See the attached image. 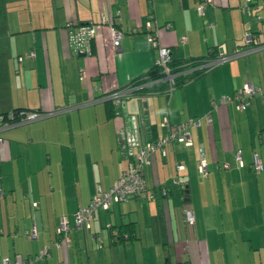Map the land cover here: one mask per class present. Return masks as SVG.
Listing matches in <instances>:
<instances>
[{
    "label": "crops",
    "instance_id": "obj_1",
    "mask_svg": "<svg viewBox=\"0 0 264 264\" xmlns=\"http://www.w3.org/2000/svg\"><path fill=\"white\" fill-rule=\"evenodd\" d=\"M240 3L0 0V113H41L0 127V258L30 257L56 239L60 216L71 223L97 185L108 188L138 147L162 132L164 112L178 122L208 111V125L190 128L191 145L167 144L143 166L151 197L96 209L88 226L69 233V245L50 246L33 264H264V100L255 94L241 110L233 101L219 103L244 82L264 90V0L250 2L259 20L243 14ZM147 19L157 45L176 58L205 56L210 47L235 55L167 93L106 97L128 91L129 81L157 58L146 40ZM68 21L93 24L91 54L70 50ZM110 26L121 33L118 48L111 46ZM246 32H257L262 44L246 45ZM237 149L242 165L234 159ZM199 152L205 175L196 170ZM254 152L260 170L251 165ZM173 176L182 186L170 183ZM184 202L193 211L190 225ZM216 224L219 233L210 231ZM255 224L259 232L245 231ZM123 226L131 227L129 237L122 231L116 238ZM31 228L36 237L27 235Z\"/></svg>",
    "mask_w": 264,
    "mask_h": 264
},
{
    "label": "built area",
    "instance_id": "obj_2",
    "mask_svg": "<svg viewBox=\"0 0 264 264\" xmlns=\"http://www.w3.org/2000/svg\"><path fill=\"white\" fill-rule=\"evenodd\" d=\"M209 1V0H208ZM251 0H242L240 5V11L246 15L251 14V7H256L251 5ZM196 10L199 14L202 13L203 5L198 4ZM256 20L260 19V16L254 14ZM103 21H101L102 23ZM67 28V43L71 51L74 54H90L91 53V39L95 33L94 26L92 23L87 24H75L72 21H68L65 24ZM146 30V40L152 48H156L157 58L154 61V64L158 67H161L160 73L161 77L158 78V81L167 83L166 91H171L173 88L174 80L173 74H169L167 68L165 67L166 63L170 58V51L166 47H160L157 45V29L153 27L150 20L147 19L145 22ZM110 33V43L113 48L119 47V39L121 33L115 30L112 26L109 27ZM183 40V38H182ZM244 42L256 43L254 36L250 33H245ZM259 47V46H256ZM254 47V48H256ZM21 56L17 58L20 61ZM228 59V56H221L213 62H205L202 64L203 67L210 65H215L217 63L223 62ZM193 67L185 69L183 72L188 73ZM157 81V80H155ZM151 82V81H150ZM150 82L144 83L143 86H147ZM139 86L142 85H128V91H112L106 97H113L119 94L127 93L130 94L133 91H136ZM260 94L264 100V90L261 88L252 85L250 82H244L240 88L229 95H222L219 99V103H225L227 101H233L237 109H243L247 104H249L250 99L253 95ZM41 113L36 110H17V111H8L5 113H0V127L15 124L22 121H29L38 117ZM211 120L209 112H204L200 115L189 116L184 120L178 122H171L168 119L167 113L164 112L161 116L160 125L163 130L160 134L156 135L151 140H148L144 144L140 145L138 149L133 153L132 158L127 162L125 168L117 176V178L112 182V184L103 189L100 186L95 187V191L89 201L82 206H78L72 213L73 223L70 225L67 219L64 216H61L58 227H57V238L50 240L47 243H44L40 249L32 256L22 258L20 255H16L14 260L11 262L7 257L0 258V264H33L36 259H43L48 256L50 246H59L60 243L64 242L65 245H69L70 236L69 233L73 228L79 226H88L89 219L92 217L96 209H107L112 202H119L127 199L130 196L138 198H148L152 196L151 192H148L144 179H143V166L148 164L151 160V156L155 151H164V148L167 144L171 143H180L183 145H191L192 140L190 137V128L195 127L203 121L207 125ZM1 141V138H0ZM234 159L237 165H242L241 154L237 149L234 151ZM251 165L255 170L261 169V163L254 152L252 154ZM177 168L181 167L180 163L176 164ZM224 167H228V163L223 164ZM196 169L201 175H205L207 172L206 161L204 154L199 152L198 159L196 162ZM170 183L182 186L183 180L179 179L176 176H173L170 179ZM162 194L166 193V189H162ZM181 212L183 220L187 225L193 223L194 216L191 207L187 204H183L181 207ZM29 237H36V231L34 228L27 233ZM125 236V235H123ZM96 239L100 241L98 235Z\"/></svg>",
    "mask_w": 264,
    "mask_h": 264
},
{
    "label": "trees",
    "instance_id": "obj_3",
    "mask_svg": "<svg viewBox=\"0 0 264 264\" xmlns=\"http://www.w3.org/2000/svg\"><path fill=\"white\" fill-rule=\"evenodd\" d=\"M241 3H242V0H241ZM240 3V5H241ZM198 4H202V3H198ZM197 4V5H198ZM203 5V4H202ZM197 7V6H196ZM240 7V6H239ZM252 9V8H250ZM197 11V10H196ZM244 14V13H243ZM246 15V14H245ZM253 15V16H252ZM247 17H251L253 19H255L254 17V13L250 15H246ZM256 20V19H255ZM151 22V21H150ZM153 25V24H152ZM246 33H250L252 34L253 36H255V34L257 32H246ZM258 38V36H257ZM264 41H262L263 43ZM245 43V42H244ZM261 42H257L256 40V43H248L246 45L248 46H251V45H254V46H257V45H260L262 44ZM152 48V47H151ZM168 48V47H166ZM156 50V48H154ZM169 49V48H168ZM71 50V49H70ZM170 51V58H169V61L166 63L165 67L167 68L168 70V73L169 74H173L174 77H173V80H174V84H173V87H177V86H180L182 84H184L185 82H187L188 80L190 79H193L199 75H201L205 70L213 67L214 65H210V66H207L206 68L202 66V64H204L205 62H213V60L221 57V56H228V59L229 60L231 57H233L235 55V53H232V54H215V48L214 47H210L207 51V54L205 56H199V57H193V58H176L172 55V52L171 50L169 49ZM74 54V53H73ZM91 54V53H90ZM75 55H79V54H75ZM81 55H89V54H81ZM225 60V61H227ZM223 61V62H225ZM222 63V62H220ZM219 64V63H217ZM216 65V64H215ZM191 71L188 72V73H184L183 71L185 69H188V68H191ZM160 69L161 67H158L157 65H155L153 63V65L146 71L144 72L143 74L131 79L129 81V85H142V86H139L138 89L136 90V92H139V93H145L147 91H153V92H164V93H167L168 91H166V88H167V83L165 82H162V81H158V78L161 77V73H160ZM157 80V81H155ZM151 81V82H150ZM147 82H150L149 85L147 86H143L144 83H147ZM248 105V104H247ZM17 110H20L18 108L16 109H13V111H17ZM1 113H4V112H1ZM197 170V169H196ZM198 174H200L198 171H197ZM201 175V174H200ZM172 178V177H171ZM170 178V179H171ZM104 189V188H103ZM95 191V190H94ZM94 193V192H93ZM93 195V194H92ZM91 198V197H90ZM89 198V199H90ZM89 201V200H88ZM87 201V202H88ZM86 202V203H87ZM85 203V204H86ZM185 203V202H184ZM183 203V204H184ZM83 204V205H85ZM186 204V203H185ZM33 205H35L33 203ZM79 206H82V205H79ZM73 213V212H72ZM61 218V216H60ZM59 218V220H60ZM66 218V217H65ZM67 219V218H66ZM68 221V219H67ZM68 223L71 225L73 223V215H72V222L70 223L68 221ZM130 226H123V229L119 228L116 230V238L117 237H120L122 236V231H124L126 234H127V237H129V234L130 232ZM74 229V228H73ZM72 229V230H73ZM71 230V231H72ZM127 232H126V231ZM70 231V232H71ZM119 231V232H118ZM118 232V233H117ZM122 238V237H121Z\"/></svg>",
    "mask_w": 264,
    "mask_h": 264
},
{
    "label": "rangeland",
    "instance_id": "obj_4",
    "mask_svg": "<svg viewBox=\"0 0 264 264\" xmlns=\"http://www.w3.org/2000/svg\"><path fill=\"white\" fill-rule=\"evenodd\" d=\"M217 189H218L217 190L218 191L217 193H219L220 192V187H218ZM263 189H264V187H263ZM263 189H262V192H263ZM213 222L216 223V222H219V220H213ZM209 225H213V224L210 223ZM216 225L217 226L214 225L215 226L214 228H212V226H210L211 227V230L210 231L218 232L219 233V230L221 229V227L218 226V224H216ZM259 225L261 226V230H263V232H264V226L262 227L261 224H259ZM259 225L255 224V226H246L247 228H245V231L247 230L249 233H252L253 231L259 232L260 231V226ZM244 237H246V236H244ZM232 246H235V245H232ZM238 246H240V245H238ZM253 246H255V244Z\"/></svg>",
    "mask_w": 264,
    "mask_h": 264
},
{
    "label": "water",
    "instance_id": "obj_5",
    "mask_svg": "<svg viewBox=\"0 0 264 264\" xmlns=\"http://www.w3.org/2000/svg\"><path fill=\"white\" fill-rule=\"evenodd\" d=\"M79 55H81V54H79ZM186 193H187V189H184V194H186ZM184 200L187 201L188 198L187 197H184Z\"/></svg>",
    "mask_w": 264,
    "mask_h": 264
}]
</instances>
